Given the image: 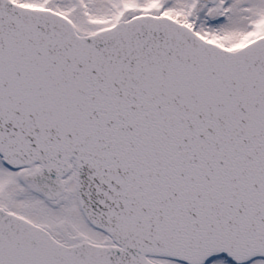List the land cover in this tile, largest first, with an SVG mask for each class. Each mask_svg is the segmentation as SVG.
<instances>
[{
	"label": "snow or ice",
	"instance_id": "1",
	"mask_svg": "<svg viewBox=\"0 0 264 264\" xmlns=\"http://www.w3.org/2000/svg\"><path fill=\"white\" fill-rule=\"evenodd\" d=\"M0 264H264V0H0Z\"/></svg>",
	"mask_w": 264,
	"mask_h": 264
}]
</instances>
